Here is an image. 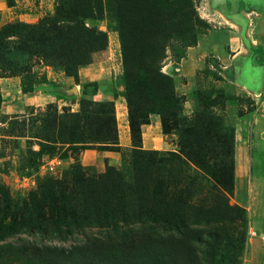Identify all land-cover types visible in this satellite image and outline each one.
<instances>
[{"label": "trees", "instance_id": "16d2710c", "mask_svg": "<svg viewBox=\"0 0 264 264\" xmlns=\"http://www.w3.org/2000/svg\"><path fill=\"white\" fill-rule=\"evenodd\" d=\"M61 1L54 14L37 22L0 26L1 72L21 74L36 58L76 75L92 52L105 47L104 32L85 24L102 11L101 0ZM113 2L122 61L119 94L132 140L128 167L106 164L94 172L73 166L21 197L0 186V264H234L233 230L245 218L227 200L233 186L232 136L224 133L219 117L199 111L179 126L175 152L140 145V126L149 113L159 114L164 133L180 117L183 96L162 70L168 43L194 44L207 23L193 0ZM64 118L67 142L119 152L112 101L82 100L79 111ZM190 166L199 172H186ZM89 228L102 234L67 246L43 241L67 240ZM20 235L31 238L14 241Z\"/></svg>", "mask_w": 264, "mask_h": 264}, {"label": "rangeland", "instance_id": "374dc122", "mask_svg": "<svg viewBox=\"0 0 264 264\" xmlns=\"http://www.w3.org/2000/svg\"><path fill=\"white\" fill-rule=\"evenodd\" d=\"M193 2L207 27L197 30L195 43L189 46L178 39L171 40L162 63L163 72L172 77L176 94L183 96L180 117L174 128L164 133L159 114L149 113L148 122L140 126V145L142 149L175 152L179 149V126L191 122L199 111L219 117L224 133L232 136L233 186L227 200L239 206L245 218L243 225L240 222L233 230L237 241L234 264H264V134L259 137L254 129L255 116L262 103L264 106V0ZM60 3L61 0H0V26L16 21L37 22L54 14ZM101 3L102 11L86 18L85 24L102 30L106 45L92 52L90 61L77 67L76 75L36 58L21 74L0 71V186L14 197L35 189L44 178H61L73 166L94 172L103 171L106 164L118 169L128 167L132 140L126 103L119 94L122 61L112 14L114 2ZM235 75L245 82L242 78L237 80L240 84L232 85ZM92 81L97 88L87 85ZM199 93L212 96V100L200 99ZM82 100L89 104L113 102L119 152L66 141L62 121L68 120L64 115L78 112ZM85 107L94 109L93 105ZM248 154L252 159L247 162L246 158L251 157ZM186 170L191 174L199 172L191 166ZM98 234L102 231L89 228L72 233L67 240L43 241L67 246ZM29 238L20 235L14 241Z\"/></svg>", "mask_w": 264, "mask_h": 264}, {"label": "crops", "instance_id": "0c3cea01", "mask_svg": "<svg viewBox=\"0 0 264 264\" xmlns=\"http://www.w3.org/2000/svg\"><path fill=\"white\" fill-rule=\"evenodd\" d=\"M199 40V39H198ZM236 73V72H235ZM235 79L232 81V85H238V84H240L241 82L239 81V82H237V80H239V79H242L243 77H239L238 75H235V77H234ZM245 82V79L243 78L242 79V82ZM107 96V95H106ZM106 96H104V97H106ZM254 129H255V132H256V134L259 136V137H261V135H263L264 134V106H263V103H262V106H260V109H259V111H258V113H257V115L255 116V119H254ZM107 152V151H106ZM109 152V151H108ZM242 152H243V150H242ZM243 155V154H242ZM245 155L247 156V153H245ZM103 156L104 157H109V154H103ZM251 156V157H250ZM248 157H250V158H246V160L247 159H252V154H248ZM255 157V159H259L258 157H259V155L257 156H254ZM243 159H245V158H243ZM237 158L235 159V171H236V166H237ZM247 162H248V160H247ZM250 163V162H249ZM248 163V167H249V164Z\"/></svg>", "mask_w": 264, "mask_h": 264}, {"label": "bare ground", "instance_id": "6f19581e", "mask_svg": "<svg viewBox=\"0 0 264 264\" xmlns=\"http://www.w3.org/2000/svg\"><path fill=\"white\" fill-rule=\"evenodd\" d=\"M144 134V133H143ZM144 136V135H143ZM146 141V140H145ZM147 142V141H146ZM148 142H150V141H148ZM148 145H150V144H148Z\"/></svg>", "mask_w": 264, "mask_h": 264}]
</instances>
